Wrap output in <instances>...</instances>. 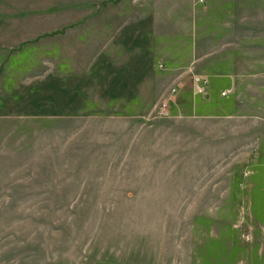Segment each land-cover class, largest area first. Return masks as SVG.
Here are the masks:
<instances>
[{
    "label": "rangeland",
    "instance_id": "1",
    "mask_svg": "<svg viewBox=\"0 0 264 264\" xmlns=\"http://www.w3.org/2000/svg\"><path fill=\"white\" fill-rule=\"evenodd\" d=\"M198 3L0 0V264L261 263L264 52L244 107L178 115L144 22Z\"/></svg>",
    "mask_w": 264,
    "mask_h": 264
},
{
    "label": "crops",
    "instance_id": "2",
    "mask_svg": "<svg viewBox=\"0 0 264 264\" xmlns=\"http://www.w3.org/2000/svg\"><path fill=\"white\" fill-rule=\"evenodd\" d=\"M189 1L196 3L197 0ZM237 1L204 0L188 13L184 11L185 15L170 10L167 20L155 14L144 18V22L154 24V28L158 24L156 36L152 32L151 37L158 63L172 72L185 70L190 73V83H182L177 95L178 105L176 101L173 103L178 115L219 112L217 114L231 116L246 104L240 90L250 83L260 86L261 62L248 65L247 57L264 52V27L251 24L256 20H250V15H239ZM161 22L166 25L161 26ZM205 81L204 93L198 92V86ZM223 90H230V94L221 97ZM260 181L264 182V175ZM262 235L261 248L264 246ZM260 259V264H264V254Z\"/></svg>",
    "mask_w": 264,
    "mask_h": 264
},
{
    "label": "built area",
    "instance_id": "3",
    "mask_svg": "<svg viewBox=\"0 0 264 264\" xmlns=\"http://www.w3.org/2000/svg\"><path fill=\"white\" fill-rule=\"evenodd\" d=\"M203 88H204V86H203V85H202V86H200V87H199V89H198V91H199V92H203ZM165 107H166V104H162V105H161V111H162V110H164V109H165ZM161 113H162V112H161Z\"/></svg>",
    "mask_w": 264,
    "mask_h": 264
}]
</instances>
